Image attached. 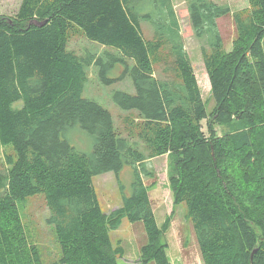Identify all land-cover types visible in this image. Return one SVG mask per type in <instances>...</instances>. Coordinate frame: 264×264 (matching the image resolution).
Masks as SVG:
<instances>
[{
  "label": "trees",
  "instance_id": "trees-1",
  "mask_svg": "<svg viewBox=\"0 0 264 264\" xmlns=\"http://www.w3.org/2000/svg\"><path fill=\"white\" fill-rule=\"evenodd\" d=\"M185 3L210 83L209 114L172 0H21L15 15H0V148L11 150L0 169V264H42L17 205L35 195L44 197L60 249L51 264H117L123 250L110 231L122 219L144 227L143 263L170 264L142 178L146 161L165 154L173 203L185 205L203 264H264V0L232 13L229 50L217 28L228 6ZM78 33L103 51L69 49ZM91 67L105 85L131 80L134 93L115 91L112 100L137 119L116 126L82 96ZM75 126L92 137L91 152L62 138ZM124 167L130 191L118 182L121 204L105 213L93 178Z\"/></svg>",
  "mask_w": 264,
  "mask_h": 264
},
{
  "label": "rangeland",
  "instance_id": "rangeland-1",
  "mask_svg": "<svg viewBox=\"0 0 264 264\" xmlns=\"http://www.w3.org/2000/svg\"><path fill=\"white\" fill-rule=\"evenodd\" d=\"M218 5L228 6L229 12L217 20L218 32L222 38L223 46L229 50L235 38L236 31L232 20V13L248 7L247 0H212ZM21 0H0V15L11 17L17 12ZM175 15L178 21L180 34L185 50L190 58L191 65L196 77L201 98L205 104L206 113H210L214 102L210 95V83L205 72L200 46L201 43L194 35L191 27L185 0H172ZM144 39L150 40L153 29L146 23H141ZM68 48L77 54L103 51V47L89 42L81 34L71 37ZM121 68L114 70L111 78L121 76ZM161 68L155 67V74L160 75ZM120 73V74H119ZM115 91H124L133 94L134 88L129 78L117 80L105 85L98 78V67L88 70V81L84 86L82 96L92 99L107 109L113 117L116 126H121L125 116L135 117V112L122 111L112 100ZM15 105V104H14ZM19 107L20 104L15 105ZM134 119H137L136 117ZM202 129L206 131V121H202ZM216 132L222 134L221 127H216ZM62 138L73 148L80 152L89 153L92 150V137L75 126L62 132ZM11 155L9 148H0V169L6 168L5 157ZM149 175H143V181L148 189L149 199L158 226L163 231V240L166 244V254L170 264H203L195 235L190 221L187 220L186 208L183 203L175 205L172 199L170 183L175 179V171L169 155H162L145 163ZM131 169L124 167L116 177L112 172L97 175L93 178V186L103 212L109 213L121 204V191L118 185H124V192L130 191ZM18 210L28 237L38 248L42 264H51L58 260L60 249L57 245L52 227L47 223L49 210L43 195L30 196L18 204ZM110 238L114 247L120 246L122 255L116 257L117 264H154L153 261L146 263L140 258L141 247L146 244V234L141 222H129L122 219L119 227L110 231Z\"/></svg>",
  "mask_w": 264,
  "mask_h": 264
},
{
  "label": "crops",
  "instance_id": "crops-1",
  "mask_svg": "<svg viewBox=\"0 0 264 264\" xmlns=\"http://www.w3.org/2000/svg\"><path fill=\"white\" fill-rule=\"evenodd\" d=\"M168 257V256H167ZM169 258V257H168ZM169 261H170V259H169ZM171 262V261H170ZM172 263V262H171Z\"/></svg>",
  "mask_w": 264,
  "mask_h": 264
}]
</instances>
